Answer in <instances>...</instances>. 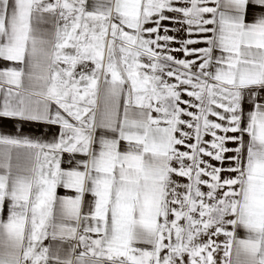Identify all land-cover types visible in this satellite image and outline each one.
Instances as JSON below:
<instances>
[{
    "label": "snow or ice",
    "instance_id": "6c2138e0",
    "mask_svg": "<svg viewBox=\"0 0 264 264\" xmlns=\"http://www.w3.org/2000/svg\"><path fill=\"white\" fill-rule=\"evenodd\" d=\"M0 62V264H264V0H0Z\"/></svg>",
    "mask_w": 264,
    "mask_h": 264
},
{
    "label": "crops",
    "instance_id": "0c3cea01",
    "mask_svg": "<svg viewBox=\"0 0 264 264\" xmlns=\"http://www.w3.org/2000/svg\"><path fill=\"white\" fill-rule=\"evenodd\" d=\"M251 18V17H249ZM167 23V22H165ZM169 27H171V25H169ZM203 46V45H201ZM181 56L183 55L182 53L180 54ZM0 66H3V62H0ZM102 100H103V82H101V103H102ZM28 131L30 133H32L33 135H37V136H40L41 134L45 133L46 129L43 125L41 126H33L32 128L28 129ZM62 167H65L67 168L68 165H62ZM57 194L58 195H74V193H72L70 190H66L64 188H58L57 189ZM238 235L243 238L245 236V233L243 232V230L239 231L238 232ZM221 239H223V237H221Z\"/></svg>",
    "mask_w": 264,
    "mask_h": 264
}]
</instances>
